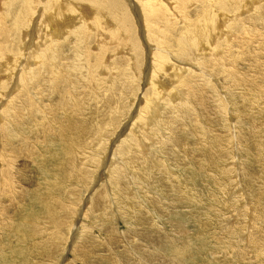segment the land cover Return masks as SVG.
<instances>
[{
    "label": "rangeland",
    "instance_id": "1",
    "mask_svg": "<svg viewBox=\"0 0 264 264\" xmlns=\"http://www.w3.org/2000/svg\"><path fill=\"white\" fill-rule=\"evenodd\" d=\"M54 1L0 0V264H264V0Z\"/></svg>",
    "mask_w": 264,
    "mask_h": 264
},
{
    "label": "bare ground",
    "instance_id": "2",
    "mask_svg": "<svg viewBox=\"0 0 264 264\" xmlns=\"http://www.w3.org/2000/svg\"><path fill=\"white\" fill-rule=\"evenodd\" d=\"M54 1V0H53ZM56 1H58L59 2V0H55L54 2L55 3H57ZM85 1V0H84ZM88 1V0H87ZM86 1V2H87ZM141 1V3H142V5H143V7L146 9V12H147V19H150L148 16H153V18L155 17L154 16V14H156V15H161L162 14V11H160V9L162 8L161 7V5L162 6H164L165 8H166V4H169V3H171V1L172 0H140ZM220 1V0H219ZM62 2V4H64L65 2H66V0H62L61 1ZM165 2V3H164ZM51 3V2H50ZM67 3H69V2H67ZM79 3V2H78ZM243 3V2H242ZM31 4V3H30ZM45 4V3H44ZM46 4H47V1H46ZM59 5H57V6H54L53 5V2H52V5L54 6V9L57 11V16L59 17V18H61L62 19V17H64L63 15H65L64 13H63V10H62V8H61V3L59 2L58 3ZM72 4V3H71ZM75 4V3H74ZM87 4V3H86ZM157 5H159V6H157ZM52 6V7H53ZM98 6V5H97ZM170 6V5H169ZM29 7V6H28ZM72 8H73V6H72ZM90 8V7H89ZM97 8V7H96ZM102 9V8H101ZM77 10V9H76ZM91 10V9H90ZM21 11V10H20ZM165 11V10H164ZM166 11H170V10H166ZM166 11H165V13H166ZM45 12V11H44ZM19 13V12H18ZM17 13V14H18ZM23 13V12H22ZM53 13H55V12H53ZM53 13H52V15H53ZM164 13V14H165ZM170 13V12H169ZM172 13V12H171ZM17 14H16V16H17ZM44 14V13H43ZM51 14V13H50ZM21 14H19V16H20ZM77 15H79V13L77 14ZM81 15H82V13H81ZM226 15V14H225ZM43 16V15H42ZM41 16V17H42ZM220 16V15H219ZM228 16V15H227ZM54 17V16H53ZM209 17H210V15H209ZM19 17H17V19H18ZM25 18V17H24ZM82 18V17H81ZM85 18V17H84ZM33 19V18H32ZM50 20L52 19V17L51 18H49ZM63 19H66V17L65 18H63ZM54 20H56V19H54ZM66 20H68V18L66 19ZM156 20V19H155ZM53 21V20H52ZM56 22V21H55ZM20 23V22H19ZM49 23V22H48ZM216 24V26H217V23H218V19H217V21L215 22ZM219 23H221V27H222V23H224V20L223 19H221L220 20V22ZM218 23V26L216 27L217 29V31L218 32H220L219 30H223L221 27H219V24ZM24 24V23H23ZM52 24V23H51ZM63 24V23H62ZM225 24V23H224ZM66 26V25H65ZM51 27V26H50ZM62 27V26H61ZM64 27V26H63ZM198 27V26H197ZM196 27V28H197ZM225 27V26H224ZM223 27V28H224ZM33 28V27H32ZM38 28V27H37ZM39 29V28H38ZM41 29V28H40ZM57 29V28H56ZM198 29H199V27H198ZM202 29V28H201ZM64 29H61V31H63ZM212 30V29H211ZM16 31V30H15ZM176 31V30H175ZM188 31H190V30H188ZM60 32V31H59ZM58 32V33H59ZM201 32V31H200ZM221 32H223V31H221ZM107 33V32H106ZM174 33V32H173ZM190 33H192V32H190ZM1 34V33H0ZM55 34V33H54ZM54 34H51V35H54ZM57 34V33H56ZM202 34L205 36V35H208L209 37H211V41H213L214 39L213 38H215L214 36H212L210 33H209V29H208V27H206V28H204V29H202ZM220 34H222V33H220ZM220 34H218V36H220ZM226 34V33H225ZM42 35V34H41ZM62 35V34H61ZM119 35V34H118ZM201 35V34H200ZM217 36V37H218ZM179 37V36H178ZM0 38H2V37H0ZM33 38H35V37H33ZM57 38V37H56ZM200 38V37H199ZM8 39V38H7ZM50 39V38H49ZM71 39V38H70ZM178 39L179 38H172V40H169L168 42H167V44H165L166 46H168V47H172V46H175V45H177V43H179L180 44V42L181 41H178ZM203 39V38H202ZM180 40V39H179ZM10 41V40H9ZM176 41V42H175ZM210 41V40H209ZM47 42V41H46ZM6 43V42H5ZM197 43H199V42H197ZM204 43V42H203ZM31 46H30V49L33 47V45H36L34 42H33V39L31 40ZM51 44V43H50ZM163 44V43H162ZM182 44V43H181ZM28 45H30V43L28 44ZM38 45V44H37ZM182 46H184V45H182ZM207 46V45H206ZM4 47V46H3ZM37 47V46H36ZM178 47V46H177ZM11 48V47H10ZM25 48V47H24ZM28 48V47H27ZM6 50H7V48H5ZM168 49V48H167ZM177 49V48H176ZM37 50V49H36ZM36 50H34V51H36ZM170 50V49H169ZM180 50V49H179ZM60 51H61V47L59 46L58 47V50L56 51V53L58 54V53H60ZM171 51V50H170ZM33 52V50L31 51V53ZM204 52H206V50L204 51ZM34 54H35V52H33ZM160 53V52H159ZM167 53H168V51L166 50V52L164 53H161V54H159L158 56L156 55V58H157V60H158V65L155 67V69L157 68V69H161V66H163L164 65V63H166L165 62V55L166 56H168L167 55ZM202 54V53H201ZM37 55V54H36ZM12 56V55H11ZM10 56V57H11ZM29 56H32V55H29ZM39 56V55H38ZM4 57V56H3ZM33 57V56H32ZM37 57V56H36ZM40 58H38V59H43V57L44 56H39ZM29 58V57H28ZM154 58V57H153ZM13 59H15L14 58V56H13V58H11V60H10V62L11 63H13V64H11L12 65V67L11 66H9L7 63H5V62H0V68H2L1 70H2V72L4 73V71L5 72H8V74H9V72H13V71H15V73H13L12 74V77H13V75H15L11 80H9V83L10 84H12V83H14V85H13V91L12 92H10V93H7V91H4L3 93H2V95L4 96L5 95V97L6 96H10L11 95V97H10V99L8 100V102L10 101V100H13V98H15V97H17L18 95V100L16 101V103H15V105L11 108V110H10V112H12L13 113V117H17V115H20L21 113H22V110L26 107V106H30V105H32L31 103H30V101L26 98V95H24L23 94V92H20V93H18V95L16 96V95H14L13 94V92L15 91V92H17V90L19 89V88H21L22 87V83H23V85L27 88V93L29 92V91H31L32 90V85H31V81L29 82H27V80H26V78L22 81V78L25 76L24 75V73H25V70L27 69V66H26V64H25V66H24V68H23V70H22V72L20 73V69L19 68H21V66L25 63V62H23V63H20V65L17 63V65H16V70H12L11 71V69L13 68V66H15V62H18V61H16L17 59H15V60H13ZM190 59V58H189ZM2 60V59H1ZM27 60V59H26ZM154 60H156V59H154ZM28 62V61H27ZM171 62V61H170ZM29 63V62H28ZM107 64H109V63H107ZM170 64H172V62L170 63ZM8 65V66H7ZM154 65H155V63H154ZM167 65H168V63H167ZM154 68V67H153ZM175 68V67H174ZM180 68V67H179ZM179 68H178V70L175 68V70H176V72H175V74L176 75H174L173 74V76H175V79L176 78H179V76H180V74L178 73V71H179ZM165 69H166V67H165ZM160 71V70H159ZM163 71V70H162ZM1 72V71H0ZM33 72H35L34 70L32 71V72H30L29 71V74H31V73H33ZM164 72V71H163ZM111 73V72H110ZM165 73V72H164ZM8 74L6 75V76H8ZM108 74V73H107ZM109 75V74H108ZM107 75V76H108ZM5 76V77H6ZM111 77H113V76H110L109 78H111ZM147 77V76H146ZM6 78H10V77H6ZM13 79H15L14 81H13ZM158 80V79H157ZM166 80V79H165ZM170 80V79H169ZM176 80H178V79H176ZM119 81V80H118ZM117 81V82H118ZM156 81V78L154 79V82ZM2 82H4L3 80L1 81L0 80V84L2 83ZM116 82V83H117ZM119 83H120V81H119ZM1 85H3V84H1ZM2 87V86H1ZM109 88V87H108ZM111 88V87H110ZM153 89V88H152ZM2 90V89H1ZM111 91H112V89H110ZM176 91V90H175ZM180 92L178 93V96L180 95H184V93H183V91L182 90H179ZM116 92V91H115ZM114 92V93H115ZM116 94V93H115ZM119 94V93H118ZM124 94V93H123ZM153 94V93H152ZM13 95V96H12ZM29 95H31V93H29ZM121 95V94H120ZM119 95V96H120ZM155 95V94H154ZM162 95V94H161ZM32 96V95H31ZM108 96H109V94H108ZM123 96V95H122ZM149 96H150V92H149ZM158 96V95H157ZM177 96V93L175 94V97ZM115 97V96H114ZM117 97V96H116ZM183 97V96H182ZM32 98V97H31ZM119 98V97H118ZM148 97H146V99H147ZM3 99V97L1 98L0 97V100H2ZM6 99V98H5ZM5 99L4 100H2V102H4L5 101ZM105 99H107V98H105ZM115 99H117V98H115ZM33 100V99H32ZM108 100V102H113V99L112 98H108L107 99ZM155 100V99H154ZM157 100V99H156ZM8 102H4V104H7ZM148 102V101H147ZM156 102V101H155ZM159 102V101H158ZM151 103V102H150ZM112 104H110V106H111ZM5 106V105H4ZM4 106L2 107V109H1V111H0V121L2 120V119H4V113L6 114V112H5V108H4ZM151 106V105H150ZM157 106V105H156ZM109 107V106H108ZM107 107V108H108ZM154 107V106H153ZM30 108V107H29ZM110 108V107H109ZM111 108H113V106L111 107ZM117 108V107H116ZM148 108V107H147ZM149 109V108H148ZM158 109V108H157ZM28 110H30V109H28ZM107 110H109V109H107ZM144 110V109H143ZM25 111V110H24ZM31 111V110H30ZM151 111V110H150ZM149 111V112H150ZM50 114H52V110H50ZM68 112V111H67ZM107 112V111H106ZM154 112V111H153ZM152 112V114H154ZM157 112V111H156ZM31 113V112H30ZM55 113H57V111L55 112ZM54 112H53V114H55ZM59 113V112H58ZM112 113V112H111ZM141 113V112H140ZM51 116V115H50ZM57 116V115H56ZM55 117V116H54ZM58 117V116H57ZM109 118V117H108ZM18 120H19V118L17 119V122H18ZM241 123V122H240ZM27 125L29 124V122H27L26 123ZM31 124H29V126H30ZM122 125V124H121ZM132 125V124H131ZM133 126V125H132ZM103 127V126H102ZM143 128V127H142ZM103 129H104V127H103ZM146 130V129H145ZM128 131H131L132 132V130H128ZM82 132H83V130H79V131H77L76 133H74V135H82ZM99 132H100V129H99ZM145 132V131H144ZM63 135L62 136H60L61 138H65V136H66V132L65 131H63V129H62V132H61ZM130 132H128L127 134H129ZM133 133V132H132ZM131 133V134H132ZM135 133V132H134ZM146 133H147V131H146ZM65 135V136H64ZM121 136V135H120ZM127 136V135H126ZM132 135H130V137H131ZM129 137V136H128ZM125 138V137H124ZM127 138V137H126ZM139 138V137H138ZM151 139V138H150ZM123 140V139H122ZM128 140H130V139H128ZM132 140V139H131ZM134 140V139H133ZM121 141V140H120ZM140 141V140H139ZM122 142H124V141H122ZM125 142H127L126 141V139H125ZM74 143V142H73ZM133 143V142H132ZM145 143V142H144ZM127 144V143H126ZM130 144V143H129ZM142 144V143H141ZM141 144H140V146H141ZM70 145V144H69ZM132 145V144H131ZM121 146V145H120ZM134 146V145H133ZM146 146V145H145ZM71 147V146H70ZM117 148H118V146H117ZM132 148V147H131ZM138 148H140V147H138ZM142 148V147H141ZM165 148V147H164ZM118 149H121V148H118ZM128 149V148H127ZM66 150H68V149H66ZM142 150V149H141ZM121 151V150H120ZM128 151H129V149H128ZM131 151V150H130ZM126 153H128V152H126L125 151V154ZM170 154V153H169ZM114 155V154H113ZM119 155V154H118ZM117 155V156H118ZM120 155H122V154H120ZM144 155V154H143ZM124 156V155H123ZM125 156H127V155H125ZM124 156V157H125ZM115 157V156H114ZM113 157V158H114ZM150 157V156H149ZM124 161V160H123ZM152 162V161H151ZM124 163H125V161H124ZM157 164V163H156ZM171 164V163H170ZM129 166V165H128ZM155 168V167H154ZM168 169V168H167ZM61 170V169H60ZM160 170V169H159ZM67 171V170H66ZM134 171V170H133ZM69 172V171H68ZM120 172V171H119ZM85 174V173H84ZM83 174V175H84ZM121 174V173H120ZM80 176V175H79ZM79 178H81V176L79 177ZM111 179V178H110ZM152 179V178H151ZM1 181L2 180H4L3 179V177L0 179ZM79 180V179H78ZM82 180H83V178L82 179H80V182H82ZM68 181V180H67ZM79 182V181H78ZM129 183H131V182H129ZM111 185H112V183H111ZM132 185V184H131ZM92 186V185H91ZM112 187V186H111ZM149 191V190H148ZM103 196V195H102ZM108 196V195H107ZM108 199V198H107ZM106 199V200H107ZM0 202H2V201H0ZM107 204V203H106ZM115 204V203H114ZM118 204V203H117ZM95 205H97L96 204V202H95ZM115 206V205H114ZM3 208H4V206H3ZM108 208V207H107ZM115 212V211H114ZM118 212V211H117ZM116 212V213H117ZM120 213V212H119ZM138 222V221H137ZM83 225V224H82ZM85 229V228H84ZM111 229V228H110ZM144 229V228H143ZM156 230V229H155ZM77 231V230H76ZM82 231H84V230H82ZM86 231V230H85ZM151 232V231H150ZM72 233V232H71ZM146 233H147V231H146ZM148 234V233H147ZM148 236V235H147ZM150 236H148V238H149ZM157 237V236H156ZM154 240V239H153ZM160 240V239H159ZM41 241V240H40ZM160 242V241H159ZM52 251V250H51ZM64 251V250H63ZM59 252V251H58ZM180 251H178L177 253H179ZM47 253H49V252H47ZM52 254V253H51ZM157 254V253H156ZM159 255V254H158ZM152 256V255H151ZM165 255H163V257H164ZM56 257V256H55ZM159 257V256H158ZM167 257V256H166ZM166 257H164V259L166 258ZM160 258H162V257H160ZM172 259L173 260H177L176 262H177V264H180V263H182L183 262V264H184V259H183V256H181L180 255V253L179 254H175V256H172L171 257V261H172ZM143 260V259H142ZM160 260V259H159ZM166 260H169L168 258L166 259ZM165 260V261H166ZM170 261V260H169ZM56 262V261H55ZM109 262V261H108ZM143 262H145L144 260H143ZM161 262V261H160ZM166 262H168V261H166ZM60 263V262H59ZM146 263V262H145ZM164 264H168V263H170V262H168V263H165V262H163ZM139 264H141V262H139ZM172 264V263H171Z\"/></svg>",
    "mask_w": 264,
    "mask_h": 264
}]
</instances>
